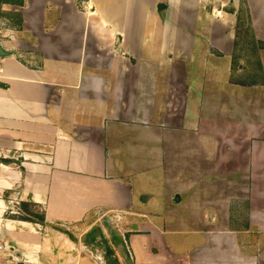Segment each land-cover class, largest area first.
I'll return each mask as SVG.
<instances>
[{
    "label": "crops",
    "instance_id": "1",
    "mask_svg": "<svg viewBox=\"0 0 264 264\" xmlns=\"http://www.w3.org/2000/svg\"><path fill=\"white\" fill-rule=\"evenodd\" d=\"M243 5L254 57L235 27ZM3 12L0 241L14 250L0 264H121L125 250L133 264H264V0ZM146 170L185 202L193 245L135 206ZM25 201L46 224L9 215Z\"/></svg>",
    "mask_w": 264,
    "mask_h": 264
},
{
    "label": "rangeland",
    "instance_id": "2",
    "mask_svg": "<svg viewBox=\"0 0 264 264\" xmlns=\"http://www.w3.org/2000/svg\"><path fill=\"white\" fill-rule=\"evenodd\" d=\"M245 6H241L238 18H237V34L246 42L245 45L246 51L250 52L252 57L255 56V52L258 50L259 44L252 41V35H254L253 29L250 24V19L248 15V11L244 8ZM1 29V28H0ZM242 45V44H241ZM245 55V54H244ZM255 58L251 59V61L246 60V64L251 62L252 66L257 65V60ZM250 64V63H249ZM140 158H145L147 160V156H140ZM153 172L141 171L138 174L136 179L137 185V195L135 198V206L137 209L141 211L147 212L155 222L157 223H164L166 226H170L171 235H168V238L171 236H176L177 240L182 241L183 239H187L188 246L193 245L197 242L200 235L195 234H187V230L190 229V225L192 221H188L185 223L184 215L182 210L185 211V202H177L174 201L172 203L167 202V186L163 177V171L157 170L154 172V177L152 175ZM140 191V192H139ZM181 220H180V218ZM183 219V220H182ZM125 219H118V222H124ZM130 220L126 219L125 223ZM195 222V221H193ZM182 223V224H181ZM182 225V226H181ZM175 228H179L178 231H182V234L173 235L175 233ZM183 228V229H182ZM168 229V228H167ZM114 229L111 227L108 230L107 239L110 242V239L113 236ZM177 231V232H178ZM185 242V240H183ZM122 258V259H121ZM120 259L121 264H133V260L131 259V255L129 254L128 250H125L122 257ZM109 260L110 264H119V261ZM174 264V263H173Z\"/></svg>",
    "mask_w": 264,
    "mask_h": 264
},
{
    "label": "trees",
    "instance_id": "3",
    "mask_svg": "<svg viewBox=\"0 0 264 264\" xmlns=\"http://www.w3.org/2000/svg\"><path fill=\"white\" fill-rule=\"evenodd\" d=\"M22 2V0H0V19L5 15L3 12V5L7 3ZM1 84V83H0ZM3 162H11L9 159H0ZM11 217L46 224V214L43 208L34 202L25 201L20 204V211L17 214H9Z\"/></svg>",
    "mask_w": 264,
    "mask_h": 264
},
{
    "label": "built area",
    "instance_id": "4",
    "mask_svg": "<svg viewBox=\"0 0 264 264\" xmlns=\"http://www.w3.org/2000/svg\"><path fill=\"white\" fill-rule=\"evenodd\" d=\"M1 71H2V68L0 66V72ZM9 212L12 213V214H17V213H19V209L12 208V209H10ZM13 250H14V248L10 244H8L7 242L0 241V260L3 257L4 254H9V255L12 256V251Z\"/></svg>",
    "mask_w": 264,
    "mask_h": 264
},
{
    "label": "water",
    "instance_id": "5",
    "mask_svg": "<svg viewBox=\"0 0 264 264\" xmlns=\"http://www.w3.org/2000/svg\"><path fill=\"white\" fill-rule=\"evenodd\" d=\"M160 7H163V6H160ZM5 53H6V52H4L2 46H0V56L5 55Z\"/></svg>",
    "mask_w": 264,
    "mask_h": 264
}]
</instances>
